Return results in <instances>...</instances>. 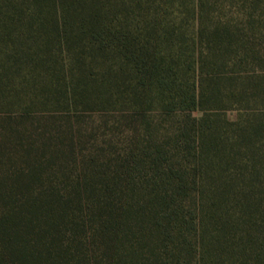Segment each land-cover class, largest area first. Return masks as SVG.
<instances>
[{"label":"trees","instance_id":"obj_1","mask_svg":"<svg viewBox=\"0 0 264 264\" xmlns=\"http://www.w3.org/2000/svg\"><path fill=\"white\" fill-rule=\"evenodd\" d=\"M0 264H264V0H0Z\"/></svg>","mask_w":264,"mask_h":264},{"label":"rangeland","instance_id":"obj_2","mask_svg":"<svg viewBox=\"0 0 264 264\" xmlns=\"http://www.w3.org/2000/svg\"><path fill=\"white\" fill-rule=\"evenodd\" d=\"M196 114L198 116L200 115V113H196ZM228 116H229V118L234 119L236 117V112L231 111V112L228 113Z\"/></svg>","mask_w":264,"mask_h":264}]
</instances>
